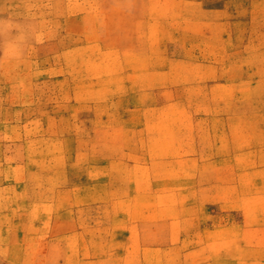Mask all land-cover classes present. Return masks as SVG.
I'll return each instance as SVG.
<instances>
[{
  "label": "rangeland",
  "instance_id": "rangeland-1",
  "mask_svg": "<svg viewBox=\"0 0 264 264\" xmlns=\"http://www.w3.org/2000/svg\"><path fill=\"white\" fill-rule=\"evenodd\" d=\"M0 264H264V0H0Z\"/></svg>",
  "mask_w": 264,
  "mask_h": 264
}]
</instances>
